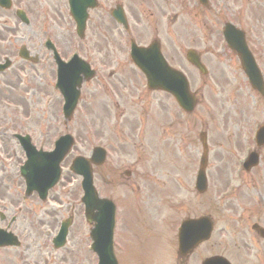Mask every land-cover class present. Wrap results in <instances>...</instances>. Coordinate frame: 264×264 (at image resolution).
<instances>
[{
    "label": "flooded vegetation",
    "instance_id": "obj_1",
    "mask_svg": "<svg viewBox=\"0 0 264 264\" xmlns=\"http://www.w3.org/2000/svg\"><path fill=\"white\" fill-rule=\"evenodd\" d=\"M99 8L109 7L110 5L116 6L118 2H125L126 7L129 10L130 22L132 24L133 32L139 33L141 31L140 27H150L155 23H158L163 19L165 13L164 9L160 7L154 0L152 1V6H148L145 0H98ZM264 0H256L255 5L258 7L264 5ZM12 8L10 10H5L6 19H0V65L5 64L7 67L0 71V121L5 118L6 110V90L7 87L12 89L16 88L18 84L24 87V92L26 93L29 88H31V82L28 80H23L18 77V73L28 75L35 83H37L38 88L43 90L44 86H51L52 80L55 76V63L53 61L52 53L45 48V41L47 39H54L55 35L49 29V21L54 20L55 17L50 14V12L56 10L58 16H61L60 11H64L68 4L67 0H10ZM179 14L182 13V8L184 5V0H175L174 2ZM1 8V7H0ZM23 10L26 15L30 16L31 23L34 26V34L32 35H21L20 26L22 21L17 17L16 10ZM153 9V12H150ZM195 16L201 17L202 14L193 7ZM154 15L152 23L145 24L142 16L145 12ZM257 14H254V19L257 18ZM207 22H203V26L206 28L208 33H211L212 37L215 36L214 22H211V27L209 25V17L206 14ZM65 18V15H62ZM258 21L261 18L257 19ZM201 21V20H200ZM247 23V20H244ZM161 23V22H160ZM178 29L182 31L183 23L182 18L177 25ZM160 27H156L155 31H159ZM252 38L258 39L257 31L252 32ZM17 39L21 40L20 44H17ZM59 40H66L65 35H60ZM67 42V40H66ZM56 45V44H55ZM22 47H25L29 54L32 56L31 60H24L18 57L22 52ZM57 47V45H56ZM63 54L62 51H60ZM17 61L20 64H17ZM93 61L99 64L97 75V85L100 87H106V82L110 77L114 75L112 72L106 73V67L104 63H98L96 58L93 57ZM26 72V73H24ZM17 83V84H16ZM46 83V85H44ZM0 126V144L6 138V132H1ZM1 169H3L1 167ZM2 180V179H0ZM256 181L262 182V196L264 198V175L262 179L257 178ZM16 184V183H13ZM15 222V217L12 216L10 222Z\"/></svg>",
    "mask_w": 264,
    "mask_h": 264
},
{
    "label": "rangeland",
    "instance_id": "obj_2",
    "mask_svg": "<svg viewBox=\"0 0 264 264\" xmlns=\"http://www.w3.org/2000/svg\"><path fill=\"white\" fill-rule=\"evenodd\" d=\"M190 29H194L193 25H188ZM55 30H58L57 27H54ZM264 34V33H263ZM187 43V40L183 38L177 42L179 46H184ZM166 45L169 46V38H166ZM252 48L255 50L257 53L258 57L261 58V61L263 62L264 66V39L253 41L251 43ZM108 50H111L114 53L115 57H118L120 61H123V65L126 66H131V64L128 61V50H127V45L124 43V41H121V46L120 48L115 44V43H110L109 47L106 48ZM105 47L102 45V51L106 50ZM190 76V75H189ZM198 77V75H195ZM144 89V84L142 87H140V90ZM212 89H213V81L211 82V86L207 89V95L206 98L200 107L198 113L195 115L197 117L194 118L193 116L191 118L186 117L183 115L182 117V129L183 132L186 131L187 127H190L192 130H197V121L199 122H207L211 116L214 117V121H216V124H218V117H219V112L217 105L216 107L211 104V98H212ZM164 95L162 94H151L150 98L159 100L163 98ZM224 101L227 102L228 98H224ZM166 102L167 105L169 106L171 104V101L166 97ZM98 124L95 122H90V121H85V122H71L68 125V130L75 133V139H76V144L75 148L73 149V152L71 156H74L76 154L82 153L84 155H88L91 151V148L96 145V144H101L103 143L104 138H101L102 136H99L98 130H97ZM64 132V125L63 122L58 120L55 122V138L61 133ZM108 139V138H107ZM111 140V139H110ZM116 140H111V143H115ZM107 151L109 152V157L114 158V153L113 149L109 148V145L107 144L106 146ZM130 151L134 155V151L130 149ZM184 152V150H183ZM166 154L168 157L171 158V162L175 161V154L174 151L172 154H170L169 151H166ZM125 159H129L130 155L126 154L124 157ZM129 165L128 162H124V166ZM166 168L172 169V166L167 165ZM102 172L105 174L109 175L110 171V166H105L104 168L101 169ZM65 177L63 180V188L65 191L68 190L66 194V201L64 202L63 205L59 206L57 203H49L50 206L53 208L60 210V215L58 218V221L54 224V229H51L52 232L51 234H55L56 231L58 230V225L61 221V219L70 212L71 206L74 207V214H75V219L74 222L69 230V235L67 238V243L66 245L59 249V250H54L51 247H49L48 251H44L43 254L51 258V261H53V264H96V257L95 255L89 250V237H88V232H89V226L85 222L83 213H82V206L77 204V199L79 196V192L76 193V191H79V186H78V180L74 179L77 178L75 176H70L68 175L67 168L65 167ZM78 179V178H77ZM121 180L123 178H119L117 176L116 180ZM109 180V181H107ZM96 186L98 187V190H104L108 189V191H105V194H111V184H113V187L118 188V189H127L129 190L128 187H123L119 185L117 182L112 181L108 177H105L104 179H101L100 177H97ZM77 194V197H76ZM141 194V193H140ZM133 193L128 192V197L132 196ZM76 197V198H75ZM64 199V197H62ZM37 209V208H35ZM175 215L172 213L171 218H174ZM172 223V222H171ZM170 223V224H171ZM169 224V225H170ZM169 225L159 229L157 233L158 236H161V234L166 233L168 231ZM118 253L121 258L124 259L125 263L123 264H130V259L128 257V250H127V245L132 241V240H125V234L121 235V238H118ZM202 251V254L207 253L208 246L204 245L202 248H200ZM239 252H233L230 257L234 264H250V262H254V256L247 261L245 259H242L241 256L239 255L240 252L242 253H249V252H255L256 247H252L250 250L245 251L243 249H238ZM34 252V251H33ZM36 258L37 254L36 251L34 252ZM33 256V255H32ZM2 257L0 256V262H1ZM199 254L198 257H195L194 255L189 259L188 264H199ZM128 262H127V261ZM160 261L162 264H174L173 262L166 261L164 258H160ZM23 264V263H21ZM52 264V263H51Z\"/></svg>",
    "mask_w": 264,
    "mask_h": 264
},
{
    "label": "water",
    "instance_id": "obj_3",
    "mask_svg": "<svg viewBox=\"0 0 264 264\" xmlns=\"http://www.w3.org/2000/svg\"><path fill=\"white\" fill-rule=\"evenodd\" d=\"M162 73H166V84L167 88L176 96L178 101H180L183 105L184 99L188 98L187 90H186V83L184 80H182V86L176 81L177 77L167 71L162 70ZM151 77V76H150ZM151 80V79H150ZM69 138V137H68ZM56 151L54 153L55 156V163L60 160L61 156L66 152V150L69 147V141L68 139H62L59 142L56 143ZM75 167L78 171H83L85 169V166L81 160H77L75 162ZM81 173V172H80ZM57 175V168L55 165V176ZM86 204L89 206V213L88 216L90 218L95 219L98 221V224L96 227L92 230V237L94 239L93 247L94 249L99 253L100 256V263L99 264H111L113 261L112 257V250L111 246L107 244V233L109 230V225L111 223V209L109 207L105 206L104 211L100 215H96L92 212V210L97 206V201L93 195V189L90 186V181H86ZM108 204V203H107ZM109 205V204H108ZM64 235V233H63Z\"/></svg>",
    "mask_w": 264,
    "mask_h": 264
}]
</instances>
